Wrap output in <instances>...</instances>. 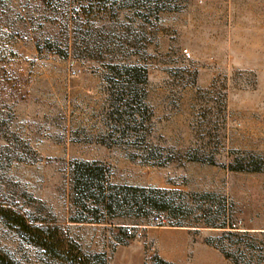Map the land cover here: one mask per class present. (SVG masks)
Here are the masks:
<instances>
[{
	"label": "rangeland",
	"instance_id": "374dc122",
	"mask_svg": "<svg viewBox=\"0 0 264 264\" xmlns=\"http://www.w3.org/2000/svg\"><path fill=\"white\" fill-rule=\"evenodd\" d=\"M81 162L143 218L72 222ZM0 203L89 264H264V0H0ZM0 251L67 264L1 219Z\"/></svg>",
	"mask_w": 264,
	"mask_h": 264
},
{
	"label": "trees",
	"instance_id": "16d2710c",
	"mask_svg": "<svg viewBox=\"0 0 264 264\" xmlns=\"http://www.w3.org/2000/svg\"><path fill=\"white\" fill-rule=\"evenodd\" d=\"M92 4L93 0H87ZM95 163L81 162L73 167L72 169V189L76 193V204L81 208L80 217L72 219V222H89V223H104L110 226H118V224H127L128 222H136L143 218L144 215L140 214L139 211L130 209L128 212L121 215L118 218L114 214L117 206L116 196L117 191L114 190L107 197V201L104 196L103 189V170ZM111 188H115L112 186ZM121 189L134 190L132 187H121ZM92 199L95 205L91 209H86V200ZM146 206L149 211H160L165 208L159 204V200L154 197H149L145 200ZM85 214H88L87 216ZM0 219L14 228V230L21 235L30 244L44 250V252L52 259L65 262L67 264H89L83 261L81 254L77 252L73 253L71 248H68L63 234L57 225H51L46 220L26 217L23 213L13 208L3 206L0 203ZM175 226H187L184 223L178 222L172 224ZM206 227H220V228H236L235 224L232 225H221L213 226L209 222H203ZM228 235H232L233 231H224ZM247 231L243 234L246 235ZM80 254V255H79ZM227 257L228 255L225 254ZM235 264H243L239 261H235ZM0 264H12L4 253L0 251Z\"/></svg>",
	"mask_w": 264,
	"mask_h": 264
},
{
	"label": "built area",
	"instance_id": "2783aa9c",
	"mask_svg": "<svg viewBox=\"0 0 264 264\" xmlns=\"http://www.w3.org/2000/svg\"><path fill=\"white\" fill-rule=\"evenodd\" d=\"M184 53L186 54V55H188V52L186 51V50H184ZM127 233L128 234H130L131 232H132V229L130 228V227H127Z\"/></svg>",
	"mask_w": 264,
	"mask_h": 264
}]
</instances>
